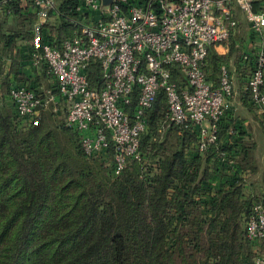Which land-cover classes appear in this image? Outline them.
Instances as JSON below:
<instances>
[{"label":"trees","instance_id":"16d2710c","mask_svg":"<svg viewBox=\"0 0 264 264\" xmlns=\"http://www.w3.org/2000/svg\"><path fill=\"white\" fill-rule=\"evenodd\" d=\"M78 2L66 0L60 8L67 12ZM260 7L257 1L255 10ZM57 18L59 43L75 26ZM35 19L13 1L0 9L1 49L14 71V50L33 37ZM223 63L227 58L210 49L204 69L214 87ZM91 65L89 75L99 80V63ZM8 84L2 78L0 264H247L263 251V243L249 240L247 219L254 202L264 203V168L242 126H234L232 140L226 135L237 122L233 113L218 141L201 151L195 130L169 120L160 92L147 113L140 158L114 176L106 162L84 152L80 132L65 118L61 125L41 120L20 129L16 114H6L1 104ZM219 150L237 156L236 165L227 168Z\"/></svg>","mask_w":264,"mask_h":264},{"label":"built area","instance_id":"2783aa9c","mask_svg":"<svg viewBox=\"0 0 264 264\" xmlns=\"http://www.w3.org/2000/svg\"><path fill=\"white\" fill-rule=\"evenodd\" d=\"M8 2L0 0V9ZM102 2L79 0L64 12L57 0H30L32 10L67 18L75 29L59 43L43 36L31 52L36 68L47 66V82L30 78L11 85L9 97L21 123L30 125L43 109L64 108L66 124L80 132L84 152L118 176L129 159L140 158L147 113L163 92L169 120L195 130L199 149L206 150L233 112L234 83L223 63L214 87L205 60L211 47L231 40L238 27L236 6L263 40L256 54L244 51L243 59L252 64L246 81L249 102L264 116V0H109L105 8ZM94 63H99V80L89 75ZM219 156L227 168L238 162L228 150H219ZM247 235L252 243H263V251L247 264H264L262 202L253 204Z\"/></svg>","mask_w":264,"mask_h":264},{"label":"crops","instance_id":"0c3cea01","mask_svg":"<svg viewBox=\"0 0 264 264\" xmlns=\"http://www.w3.org/2000/svg\"><path fill=\"white\" fill-rule=\"evenodd\" d=\"M9 1L15 2L21 14L35 16L36 19L34 23H39V21L46 23L47 21L49 22V20H52L56 21L54 22L55 25L59 24L57 16H54L51 11L41 13L32 10L30 7V0ZM65 1L66 0H57V4L60 6ZM235 14L238 19V27L231 40L227 44H217L211 47V49L215 50L218 54L223 55L228 60V66L231 70L234 83V95L231 97L232 105L235 109L234 111H236L238 107L240 108L241 104L247 106L249 110H251L250 112L253 114V117L255 116L254 118L257 119V121H255L256 126L260 125L261 128H264V116L250 104L249 93L246 89V81L247 77L249 76L250 69L252 68V64L251 62L245 61L243 59L244 51H250L253 54H256L257 50L263 45V40L253 34L245 13L237 6L235 7ZM11 18L12 17L9 18V21H11ZM44 27L46 28V26ZM31 31L33 32L37 30L35 28L33 29L32 27ZM46 31H48V34L53 35L54 38H56L54 28L51 29L47 27ZM37 34L35 35V38L19 41L18 47L14 50V53L18 54L17 59H19L17 70L14 71L11 69L12 61L8 55L7 57L6 55L3 57L0 56V82L2 81V78H8V80H10V82L12 81V84H14L15 82L20 83L29 80L30 78L42 77V74L45 71L36 68L30 59L31 52L33 49H35L36 42H34V40H37ZM2 47L3 40L1 39L0 35V52L3 54L1 49ZM236 47H238V51L240 52L239 56L241 55L240 58L238 57L239 60H234L235 54H232ZM246 175L247 177H250L252 174L246 173ZM257 177L259 178V175H256L254 178L258 179Z\"/></svg>","mask_w":264,"mask_h":264},{"label":"rangeland","instance_id":"374dc122","mask_svg":"<svg viewBox=\"0 0 264 264\" xmlns=\"http://www.w3.org/2000/svg\"><path fill=\"white\" fill-rule=\"evenodd\" d=\"M107 5H108V0H103V2H102L103 8L107 7ZM54 22H56V21L49 20V22L47 21L46 23H42V21H39V23H34V22L32 23L31 27H33V29L35 28L38 31V34H37V31L32 32V35H33L32 38H35V35L37 34V40H34V42H36V44H38V42L40 44V41L42 40L43 36L45 38L48 37V31H46V28L47 27L51 28V29L55 28L56 25L54 24ZM44 26H46V28ZM51 36H53V35H51ZM36 44H35V46H36ZM232 54H235L234 60H239L238 57L240 58L241 55L239 56L240 52L238 51V47H236L234 49ZM5 55H6V53L3 52V54H2V52H0V56L3 57ZM6 57H7V55H6ZM43 70L44 69H42V71ZM178 77L179 78H177V79L180 82L184 83L186 81L184 76L179 75ZM41 79L44 82H47L48 74L46 73V75H45V72H44L42 74ZM41 79H39L38 82H41L42 81ZM11 85H13L12 81L10 82V80H9V84L7 86L8 90L3 91L4 93H3L2 98H1V104L3 105L4 110H5L6 114H8V115H11L13 112L15 113L12 102H11L9 94H8ZM234 110L235 109L233 107V112H232L233 116H234L233 118H234L235 122L237 121L238 123H240V126H242V130H245V135H247L246 136L247 142L250 145L255 146V148L253 147L254 148V155H255L257 163H259L260 170H262L264 168V153H263L264 152V128L263 127L261 128L260 125L256 126L255 121H257V119L254 118L255 116L253 117V114L250 112L251 110H249V108L247 106H244L243 104H241L240 108L238 107L236 109V111H234ZM65 117H66V111L64 110V108L60 109L57 112L51 111L50 109H46V110H42L30 125L21 123L18 127L20 129H27L28 127H30L33 124H38L41 120H46L47 123L49 125H52V126L61 125V122L64 120ZM232 126H234V124L229 126L228 128L225 127L226 129H228V131L226 130L227 131L226 135H228L229 129ZM241 163H242V160H241ZM244 169H245V166L243 164L242 168L239 170H241V173H243ZM258 175L259 174H257V176ZM259 177H260V175H259ZM247 178L250 180V178H252V175L250 177H247ZM255 199L256 198H254V200ZM255 201H257V200H255ZM261 201H264V199Z\"/></svg>","mask_w":264,"mask_h":264}]
</instances>
